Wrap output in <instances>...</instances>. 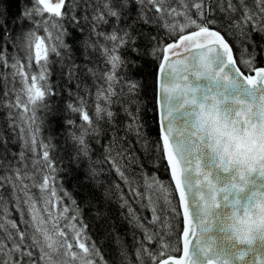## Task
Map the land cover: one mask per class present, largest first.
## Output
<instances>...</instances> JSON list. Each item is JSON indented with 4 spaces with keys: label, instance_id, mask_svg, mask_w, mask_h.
<instances>
[{
    "label": "snow or ice",
    "instance_id": "6c2138e0",
    "mask_svg": "<svg viewBox=\"0 0 264 264\" xmlns=\"http://www.w3.org/2000/svg\"><path fill=\"white\" fill-rule=\"evenodd\" d=\"M261 57L264 0H0V65L21 85L4 93L15 135L0 131V264H109L81 204L62 187L66 170L53 156L54 137L40 138L38 110L57 117L49 100L65 89L64 115L80 122L65 118L61 127L71 162H87L83 183L102 187L97 164H110L133 199L150 208V223L160 224L150 231L121 194L120 208L143 232L133 237L136 264H264V230L241 238L234 229L241 214L264 201ZM145 58L157 64L156 146L174 188L142 173V192L128 172L139 161L129 137L145 148L148 142L144 85L135 77ZM56 63L60 82L53 84ZM16 141L18 153L9 147ZM90 141L104 150L103 161L92 160ZM101 196L94 203L86 192L83 204L107 220L103 205L113 193ZM119 254L131 264L127 248Z\"/></svg>",
    "mask_w": 264,
    "mask_h": 264
},
{
    "label": "trees",
    "instance_id": "16d2710c",
    "mask_svg": "<svg viewBox=\"0 0 264 264\" xmlns=\"http://www.w3.org/2000/svg\"><path fill=\"white\" fill-rule=\"evenodd\" d=\"M229 43L233 45L234 51L238 54V48H236V42L228 37ZM259 41L260 37L256 36ZM9 53L13 52V49L9 47ZM20 58L24 59V53L20 52ZM52 59L55 61L56 57L53 56ZM26 62V61H25ZM142 68L135 73V77L143 82L144 88L142 92V100L144 102L143 120L146 122L147 127L145 132L148 137L147 148L144 146V141L137 142L135 135L129 137L130 145L134 149L135 155L139 158L138 165L132 169H129V176L137 181L134 186L139 187L140 191H144V180L142 173H146L148 176H156V178L162 181L165 185L172 184L170 182L167 167L164 161L159 160L158 156L160 153L157 151V141L159 140L157 121H156V108H155V74L157 69V64L151 58H145L141 61ZM259 63L264 64V57L259 58ZM33 70L38 69L33 65ZM11 70L4 69L0 65V131H2L7 136H14L10 129L7 128V117L9 110L3 105L6 103V98L4 97L5 91L11 90L13 87L18 91L21 87L19 81H13L11 78ZM52 76L50 77L53 84L59 83V64L56 63L52 68ZM88 85L93 83L91 77L85 81ZM94 92L95 89L93 88ZM59 93V89H57ZM15 94L10 95V99L14 100ZM70 102L67 95V89H65L63 95L57 94L49 100L50 105H55L59 110V115L55 118L50 117L47 113L40 109L38 110V115L44 121L40 138L47 139L50 135L54 137L53 144L55 145V150L53 156L57 161L60 168L66 171L61 173L62 177V187L72 194V196L81 204L83 208V218L85 223H87L89 228V234L93 241L96 242L98 247L102 249L105 259L109 264H122L121 257L119 254L120 247H125L128 249L129 260L131 264H136L135 247L136 241L133 237L140 239L143 237V232L137 228L134 224H131L130 217H128V209L120 208L122 201L120 200L121 194L129 201L133 212L140 218V222L144 224L150 231H156L160 228V224H151L152 212L150 208L144 207V205L138 200L133 199L132 195L129 193L128 187L121 181L116 174L115 170L111 168L108 163H99L97 167L101 170V174L97 179L101 182L102 187L99 189L93 187L90 182L88 184L83 183L85 178V169L87 168V162H81L80 166L77 167L76 164L72 163L70 160V153L66 150L67 146L65 144V132L61 127V122L65 118H75L76 122L79 123L78 116L73 117L71 115L65 117L64 110L66 104ZM15 112V110H12ZM19 120V117H17ZM123 120V115L121 116ZM18 131V129H17ZM120 136L123 137L124 133L121 132ZM91 147L93 149L92 160L93 161H103L104 150L95 143V141H90ZM10 149L13 152H19L21 148V142L16 141L10 143ZM2 150V149H0ZM31 155H29V167H31ZM142 165V168L139 166ZM119 184L120 189L117 190L115 185ZM173 188V187H172ZM106 189H111L113 196L112 200L103 205L105 209V214L107 220L100 218L96 215V210L94 207H88L83 204L85 200V193L91 192L95 197L96 202H103V193ZM33 195L39 193L37 189H32ZM177 200V199H176ZM175 202V201H174ZM65 203H68L65 199ZM147 200L144 201V204ZM167 206L161 196L158 203V208L164 209ZM55 211V209H53ZM163 216V213H160ZM12 218L19 221L20 217L17 213H12ZM23 227V225H21ZM179 229H181V220L179 222ZM117 236L119 239H117ZM151 248L155 249L156 244L150 245ZM124 264H128L127 261Z\"/></svg>",
    "mask_w": 264,
    "mask_h": 264
},
{
    "label": "clouds",
    "instance_id": "9594fccd",
    "mask_svg": "<svg viewBox=\"0 0 264 264\" xmlns=\"http://www.w3.org/2000/svg\"><path fill=\"white\" fill-rule=\"evenodd\" d=\"M234 229L241 238H250L253 232L264 230V201L258 203L249 215L241 214L234 223Z\"/></svg>",
    "mask_w": 264,
    "mask_h": 264
},
{
    "label": "water",
    "instance_id": "95a60500",
    "mask_svg": "<svg viewBox=\"0 0 264 264\" xmlns=\"http://www.w3.org/2000/svg\"><path fill=\"white\" fill-rule=\"evenodd\" d=\"M168 42H172V41H168ZM157 72V69H156ZM155 78H156V74H155ZM155 101H156V95H155ZM155 108H156V103H155ZM156 121H157V128H158V135H159V123H158V113L156 110ZM161 147H162V142H161ZM166 164V161H164ZM167 167V164H166ZM168 174H169V178H170V182L172 184V187L174 188V182L171 181V175H170V170L167 168ZM176 199L178 200V196L176 197ZM181 229H182V219H181ZM198 255V249L195 248V246H193V256L194 258Z\"/></svg>",
    "mask_w": 264,
    "mask_h": 264
},
{
    "label": "rangeland",
    "instance_id": "374dc122",
    "mask_svg": "<svg viewBox=\"0 0 264 264\" xmlns=\"http://www.w3.org/2000/svg\"><path fill=\"white\" fill-rule=\"evenodd\" d=\"M32 194H33V193H32ZM35 196L39 197V196H40V193H37ZM43 206H45V205H44V202L41 201V207H43Z\"/></svg>",
    "mask_w": 264,
    "mask_h": 264
}]
</instances>
